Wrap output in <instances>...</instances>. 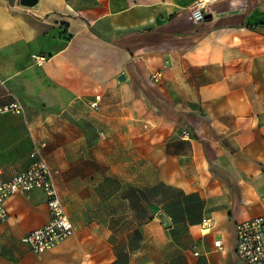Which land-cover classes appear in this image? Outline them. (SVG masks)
I'll return each instance as SVG.
<instances>
[{
    "label": "crops",
    "instance_id": "crops-1",
    "mask_svg": "<svg viewBox=\"0 0 264 264\" xmlns=\"http://www.w3.org/2000/svg\"><path fill=\"white\" fill-rule=\"evenodd\" d=\"M194 2L0 0V103L23 107L0 117V166L26 169L44 140L73 224L34 253L21 237L49 220L46 195L13 193L0 264H246L236 224L264 215V0H215L200 22Z\"/></svg>",
    "mask_w": 264,
    "mask_h": 264
},
{
    "label": "built area",
    "instance_id": "built-area-1",
    "mask_svg": "<svg viewBox=\"0 0 264 264\" xmlns=\"http://www.w3.org/2000/svg\"><path fill=\"white\" fill-rule=\"evenodd\" d=\"M215 0H195L191 11L194 22L204 20L206 7ZM33 64L42 65L47 61L43 54H31ZM99 97L89 102L93 108L97 107ZM13 113L21 115L22 105L17 102L0 103V117ZM185 135L187 133L185 132ZM44 140L32 139L29 153L30 163L26 169L6 176L0 166V226L7 218L6 200L15 192H28L41 189L47 199L49 220L42 226L34 228L21 237L36 254H42L68 238L73 233V224L64 211L63 203L54 180V172L50 168L43 150ZM213 219L203 217L200 225L203 231H209L213 226ZM235 254L246 264H264V215L249 218L236 224ZM221 240L216 239L213 245L221 247ZM197 255V253H194Z\"/></svg>",
    "mask_w": 264,
    "mask_h": 264
},
{
    "label": "water",
    "instance_id": "water-1",
    "mask_svg": "<svg viewBox=\"0 0 264 264\" xmlns=\"http://www.w3.org/2000/svg\"><path fill=\"white\" fill-rule=\"evenodd\" d=\"M35 1H36V0H22V3H24V4H34ZM121 78H122V76H121ZM164 222H165V225H166V226L169 225V224H168V221H167L166 218L164 219Z\"/></svg>",
    "mask_w": 264,
    "mask_h": 264
}]
</instances>
